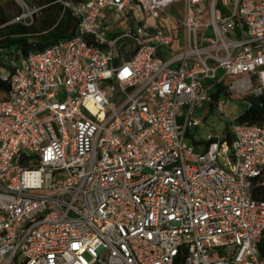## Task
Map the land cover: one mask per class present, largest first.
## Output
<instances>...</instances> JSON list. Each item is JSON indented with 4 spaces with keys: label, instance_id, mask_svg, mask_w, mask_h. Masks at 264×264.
Segmentation results:
<instances>
[{
    "label": "built area",
    "instance_id": "1",
    "mask_svg": "<svg viewBox=\"0 0 264 264\" xmlns=\"http://www.w3.org/2000/svg\"><path fill=\"white\" fill-rule=\"evenodd\" d=\"M10 1L1 27H32L40 7ZM177 1L52 0L75 32L0 67V264H264V123L234 121L204 151L185 136L226 76L264 94V0H184L167 59L176 38L157 23L104 22Z\"/></svg>",
    "mask_w": 264,
    "mask_h": 264
},
{
    "label": "rangeland",
    "instance_id": "2",
    "mask_svg": "<svg viewBox=\"0 0 264 264\" xmlns=\"http://www.w3.org/2000/svg\"><path fill=\"white\" fill-rule=\"evenodd\" d=\"M30 4L33 3L32 0H28ZM1 6L3 7L5 13L9 18H13L16 14L11 13L10 8H12V2L10 0L2 2ZM186 12V5L184 0H179L174 2L166 7L164 11L159 10L156 15V19L145 14L141 9L131 11L128 13L126 18H120L119 14L116 11H113L111 14L105 16V24L107 27L114 31H123L124 29L134 26L141 25L149 32H155L156 23L160 28L164 30L165 33L174 36L175 42L172 45H163L159 50V55L167 59L174 55L180 48L179 40L183 37V29L181 28V20L184 18ZM12 30L10 26H7L3 29V36L7 38V42H3V46L0 47V64L1 67L6 71L8 67L6 64H12L17 62L21 64L23 55L21 54L20 44L18 42L10 43V38H15L17 33ZM10 43V44H9ZM120 52V51H119ZM116 49V54H120ZM118 63H122V60L119 59ZM224 71L219 72L221 76ZM234 76L227 77L225 82H230ZM214 80H204L205 85H212ZM217 87H213L210 93L215 92ZM255 98L256 96L252 93H247ZM220 100L225 102L223 111H219L216 108L211 106L210 101H206L204 106L201 108H194L190 116L193 121L191 125L192 131L195 135V138H209L210 136L224 137L229 127L232 130V123L237 121L238 117L243 114L246 109L251 104V101L247 99L242 94H232L231 97L222 94ZM260 100V99H259ZM185 117H179L178 122L182 126L185 124L186 115L188 113V107L184 110ZM227 156H221L219 159V164L227 168L226 164Z\"/></svg>",
    "mask_w": 264,
    "mask_h": 264
},
{
    "label": "trees",
    "instance_id": "3",
    "mask_svg": "<svg viewBox=\"0 0 264 264\" xmlns=\"http://www.w3.org/2000/svg\"><path fill=\"white\" fill-rule=\"evenodd\" d=\"M52 0H33V2L40 7L39 14L36 17L35 24L32 27H25L20 24L10 25L12 30L16 31L18 35L15 38H10V43L18 42L20 44L21 54L25 58L30 52L42 50L45 47L67 37H70L76 30L77 19L73 17L69 11L63 12V7L60 4H52ZM9 16L5 13L2 6H0V47L3 42H7V38L3 36V29L1 27L9 20ZM9 43V44H10ZM8 70L14 68V64H6ZM1 67V64H0ZM2 68V67H1ZM217 90L211 93L210 103L213 108L218 107V102L222 94L228 97L232 96L228 85L220 82L216 85ZM12 90V83L10 80H4L0 77V100L7 99ZM251 101L250 106L241 114L237 121L238 123L263 124L264 123V94L256 96L242 94ZM260 99V100H259ZM187 136H192L190 129L186 130ZM217 137H211L200 142L209 144L210 141L216 140ZM233 139L232 130L227 128L223 140L231 143ZM256 198H264V186L259 187L255 192Z\"/></svg>",
    "mask_w": 264,
    "mask_h": 264
},
{
    "label": "crops",
    "instance_id": "4",
    "mask_svg": "<svg viewBox=\"0 0 264 264\" xmlns=\"http://www.w3.org/2000/svg\"><path fill=\"white\" fill-rule=\"evenodd\" d=\"M160 48H161V46L159 47V49H158V52H159V50H160ZM227 77H229V76H226L225 77V79L222 81L223 83H225V84H227V85H229V82H225L226 80H227ZM233 79V78H232ZM231 79V80H232ZM230 80V81H231ZM204 106V105H203ZM250 106V105H249ZM202 108V107H201ZM217 110H219V108L217 107L216 108ZM219 111H221V110H219ZM181 117H185V116H181ZM185 123H186V121H185ZM185 125V124H184ZM191 125H193V121L191 120V118H189V121L187 122V124H186V130L189 128L190 129V131H191V133H192V136H187L186 135V131H185V136H186V138L192 143V144H194L195 145V147H196V149L198 150V151H204L206 148H207V146H208V144H206V143H204V142H200L199 143V141H202V140H205V138H199V139H197V138H195V135H194V133H193V131H192V128H191ZM211 137H213V136H210L208 139H210ZM214 137H216V136H214ZM224 137H217V139H223ZM207 139V138H206Z\"/></svg>",
    "mask_w": 264,
    "mask_h": 264
}]
</instances>
